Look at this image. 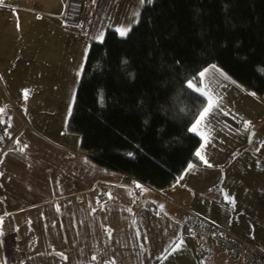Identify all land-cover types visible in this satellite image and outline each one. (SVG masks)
<instances>
[{
    "label": "crops",
    "instance_id": "crops-1",
    "mask_svg": "<svg viewBox=\"0 0 264 264\" xmlns=\"http://www.w3.org/2000/svg\"><path fill=\"white\" fill-rule=\"evenodd\" d=\"M89 2L74 27L59 19L65 0H0V81L35 91L15 97L22 113L12 105L0 114V139L15 146L0 157V264H166L188 252L183 225L192 213L262 247L264 96L221 69L208 66L193 83L218 103L202 131H191L197 162L171 189L125 182L80 151V137L66 131L64 92L76 88L90 44L132 18L118 13L125 0L119 10L113 0Z\"/></svg>",
    "mask_w": 264,
    "mask_h": 264
},
{
    "label": "trees",
    "instance_id": "trees-1",
    "mask_svg": "<svg viewBox=\"0 0 264 264\" xmlns=\"http://www.w3.org/2000/svg\"><path fill=\"white\" fill-rule=\"evenodd\" d=\"M208 66L264 96V0H144L125 37L90 44L66 131L125 182L171 189L197 162L189 129L207 102L188 83Z\"/></svg>",
    "mask_w": 264,
    "mask_h": 264
},
{
    "label": "built area",
    "instance_id": "built-area-1",
    "mask_svg": "<svg viewBox=\"0 0 264 264\" xmlns=\"http://www.w3.org/2000/svg\"><path fill=\"white\" fill-rule=\"evenodd\" d=\"M86 1L88 0H65L64 10L60 16V21L64 25L78 26L80 19L88 6ZM73 5L77 8L74 9V11H71ZM14 147L12 139L7 141H2L0 139V157L2 153L11 151ZM125 177L127 176L125 175ZM129 179L133 183H140L133 178ZM133 189L134 191L136 190L135 188ZM106 196L105 193H102L100 197L104 199ZM146 206L148 208L152 207L150 204H147ZM195 218L196 219L192 222L184 223L183 229L187 234L192 236L199 254L206 256L210 247L213 246L227 252V254L234 259L242 260L246 264H264V249L260 245L247 237H241L224 229L216 223H212L213 221L209 222L207 219L200 220L197 217Z\"/></svg>",
    "mask_w": 264,
    "mask_h": 264
},
{
    "label": "rangeland",
    "instance_id": "rangeland-1",
    "mask_svg": "<svg viewBox=\"0 0 264 264\" xmlns=\"http://www.w3.org/2000/svg\"><path fill=\"white\" fill-rule=\"evenodd\" d=\"M87 2V4H88V6H87V8L85 9V11L89 8V6H90V2H89V0L88 1H86ZM129 5L127 4V1L125 0V2H124V4H125V6H127V9H120L121 8V6H120V4H117V0H113V3L111 4V6L113 5V6H115L114 7V9L115 10H119L118 11V13H119V15H123V14H125V16L128 14V16H131L132 18H131V23H129V24H127L126 23V21H125V19H124V21H123V24H120L121 26H123V27H120V29H128V31H127V33L129 32V30H130V28L132 27V26H134L135 24H137V22H138V19H139V17H138V14H137V16H135V17H133V15H134V12H135V14H136V10H135V8H136V0H129ZM143 4H144V0H143V3H140V5H142V7H143ZM141 7V8H142ZM84 11V12H85ZM140 11H141V9H140ZM62 15V14H61ZM61 15H59V19H60V16ZM140 15V14H139ZM121 17V16H120ZM120 19L121 18H119V21H120ZM61 20V19H60ZM119 34V33H118ZM119 36L120 37H125V36H121L120 34H119ZM76 54H80V51H77V53ZM81 71V70H80ZM79 71V73H81ZM78 73V75L77 76H79L80 77V75L81 74H79ZM1 76V75H0ZM3 80V79H2ZM4 82V81H3ZM7 85V84H6ZM6 85H5V83H2L1 81H0V110H2V111H0V114H4V112L6 111V113L8 112V111H13L14 110V107L12 106V105H14L15 107H17L18 108V111L20 112V113H22V111H21V109H20V106H19V103H18V101H17V99L15 98L16 96H17V94H19V93H27L30 97H33L34 96V94H35V91H20V90H17V89H10L9 87H6ZM12 85H14L15 86V81H14V83L12 84ZM75 90H76V88L75 89H69V90H65V92H64V98H66V97H68L69 96V103H71L72 105H73V100H74V95H75ZM59 97H61V95H59ZM10 99H12V102H13V104H11L10 102H9V100ZM4 103V104H3ZM72 105H71V109H72ZM8 106V107H7ZM71 112V111H70ZM7 132V131H6ZM8 133V132H7ZM191 210H190V208H186V213H190L191 214V212H190ZM192 215H193V219L191 220V221H189V222H192L193 220H195L196 218L195 217H197L198 219H200V220H208L209 222H212V220L211 219H208V218H206V217H204V216H201V215H198V214H194V213H192ZM187 223V222H186ZM212 223H216V222H212ZM183 228H184V226H183ZM224 229H226V228H224ZM228 230V229H227ZM230 231V230H229ZM230 232H232V233H234V234H237V233H235V232H233V231H230ZM238 235V234H237ZM239 236H241V235H239ZM242 237V236H241ZM244 237H246V236H244ZM248 238V237H247ZM187 241L189 242V243H187L186 245H187V247H188V252L186 253V255L184 254V253H182V251L179 253V255H178V258L177 259H175L174 261H172L171 259L170 260H167V262H166V264H246L245 262H243L242 260H240V259H234V258H232L231 256H229L228 254H227V252H225V251H223V250H221V249H219L218 247H210V249H209V253L206 255V256H204V255H199V253H198V251H197V248H196V246H195V244H194V241H193V239L190 237H188L187 238ZM253 241V240H252ZM263 247V249H264V245L262 246ZM169 258V257H168ZM167 258V259H168Z\"/></svg>",
    "mask_w": 264,
    "mask_h": 264
},
{
    "label": "snow or ice",
    "instance_id": "snow-or-ice-1",
    "mask_svg": "<svg viewBox=\"0 0 264 264\" xmlns=\"http://www.w3.org/2000/svg\"><path fill=\"white\" fill-rule=\"evenodd\" d=\"M117 31H118V33L121 36H125L127 34L128 29H117ZM201 76H203V74H201ZM188 87L192 88L193 87V83L192 82H189L188 83ZM197 87H199V85H197ZM217 103L218 102L215 101L214 99L209 98L208 103H207V106L202 109V111L198 115V118L195 120L193 126L189 130L192 131V132H197L198 130H201L202 131L203 122H204L207 114L210 112V110L213 107L216 106ZM0 111H2V110H0ZM197 156H200V158L203 160V156H201V154L199 152L197 153ZM205 163H207V162L205 161ZM189 167H191V166H189ZM180 243H182V241ZM179 246H180L179 243L176 244L175 247L172 250L175 251L176 249L179 248ZM93 259H95V257H93Z\"/></svg>",
    "mask_w": 264,
    "mask_h": 264
},
{
    "label": "bare ground",
    "instance_id": "bare-ground-1",
    "mask_svg": "<svg viewBox=\"0 0 264 264\" xmlns=\"http://www.w3.org/2000/svg\"><path fill=\"white\" fill-rule=\"evenodd\" d=\"M77 7L75 5L72 6L71 11H74V9H76ZM72 13V12H71ZM76 26V25H73Z\"/></svg>",
    "mask_w": 264,
    "mask_h": 264
}]
</instances>
